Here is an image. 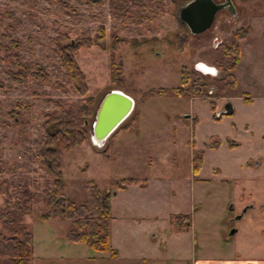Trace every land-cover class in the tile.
<instances>
[{
  "label": "rangeland",
  "instance_id": "1",
  "mask_svg": "<svg viewBox=\"0 0 264 264\" xmlns=\"http://www.w3.org/2000/svg\"><path fill=\"white\" fill-rule=\"evenodd\" d=\"M65 1L77 10L67 12L58 0H0V13L14 11L22 22L15 28L7 15L0 21V81L4 83L0 86V159L16 170L18 178L30 170L28 175L37 179L41 199L25 220L35 237L32 264H140L142 259L146 264H192L201 255L264 254V211L260 210L264 204V0H232L235 13L227 8L219 11L213 26L201 34L190 32L182 49L178 35L183 23L178 18L181 5L173 0L131 1L135 12L126 16L117 15L110 0L101 7L83 0ZM101 25L107 33L105 46L82 48L77 56L91 93L99 98L95 109L112 89L132 96L135 109L104 146L91 138L93 115L87 125L89 139L65 153L62 170L64 195L77 203L88 198L89 181L105 191L113 190L111 182L116 179L149 181L147 189L130 185L113 195L110 243L119 250L113 259L110 253L72 241L70 219L41 220L49 210L43 197L48 177L34 160L44 143L45 114L59 110L47 100L80 99L71 90L55 38L60 32H70L73 38L78 32L94 36ZM248 27L247 38L236 40V31ZM113 34L119 38L115 56L123 66L121 85L111 82ZM12 39L19 40L20 46L14 47ZM234 43L241 46L242 56L235 70L238 86L230 88L219 80L220 63L232 60L223 45ZM9 51L42 63L53 83L67 84L68 90L14 80L5 58ZM200 60L219 69L218 77L209 75L207 99L191 93L144 95L151 88L180 86L181 68L196 69ZM211 101L220 106L217 115L228 102L234 104L235 112L213 120ZM18 103L31 108H18ZM14 109L22 111L24 125L13 124L8 112ZM187 114L197 116L196 128L192 119L186 120ZM126 125L132 129L120 130ZM212 135L222 138L218 150L208 147ZM231 143L238 146L231 148ZM108 145L112 147L110 160L101 154ZM197 150L204 151L205 159L194 175ZM6 176L11 178L10 173ZM6 199L3 191L0 209ZM179 214L190 217L181 220L176 218Z\"/></svg>",
  "mask_w": 264,
  "mask_h": 264
},
{
  "label": "trees",
  "instance_id": "2",
  "mask_svg": "<svg viewBox=\"0 0 264 264\" xmlns=\"http://www.w3.org/2000/svg\"><path fill=\"white\" fill-rule=\"evenodd\" d=\"M93 7H101L105 0H83ZM133 3L140 0H110V6L119 16H126L134 13ZM176 4L182 5L190 0H173ZM59 4L67 11L74 12L77 9L65 0H58ZM11 17L14 27L22 25L21 20L14 11L0 13V21L4 16ZM251 28H241L235 33L236 40L247 38ZM189 28L181 23L179 31V48H183L188 43ZM9 37L11 35L7 34ZM107 33L104 25L99 26L94 36L77 33L73 38L70 32H60L55 38V44L61 60L66 67L67 75L70 78L71 90L74 94L80 96V99H48L47 102L55 103L59 108L57 111L45 114V121L42 124L44 131V143L36 153L34 160L38 165L45 169L48 180L43 191L44 200L49 210L41 216V220L47 221L51 218L70 219L71 225L68 230V237L74 242H83L90 248L101 252L110 253L109 258L113 259L119 256V251L113 248L110 243L111 238V217L113 212L114 192L125 190L131 184L142 186L147 184L146 179L127 177L116 179L111 182L113 188L103 190L95 181H89L86 185L88 198L81 203H77L64 195V180L62 170V160L66 152L73 150L89 139L87 128L88 121L92 118L95 111V105L99 98L91 93L88 83V75L82 69L77 56L82 48L90 49L92 47L105 46ZM114 48L111 55V72L113 84L121 85L123 66L116 60L115 53L119 47L115 41L119 38L113 34ZM14 47L20 46V41L12 39ZM224 53L232 60L226 63H220L222 76L220 81L224 82L230 88H236L238 85L234 70L241 60L242 48L239 44L223 45ZM10 50V48H8ZM11 77L25 83L28 80L39 81L43 84L56 86L64 91L68 90V85H62L60 81L54 82L47 67L40 62L25 60L21 52L9 51L6 57ZM195 68L191 69L187 65L181 68V85L173 88H151L144 92L146 97L158 95L166 96L176 94L182 96L191 93L195 96H202L207 99L210 97L208 78ZM0 86L4 83L0 81ZM46 94V93H45ZM250 103L251 100L245 99ZM211 110L214 113V120L220 121L223 113L217 115L216 101H211ZM18 108L25 107L30 110L27 104L18 103ZM8 116L15 120L13 124L24 125L22 111L16 109L10 110ZM138 116L133 121L138 122ZM194 120V126L197 124ZM9 124V123H8ZM12 124V125H13ZM132 125H126L120 130L129 131ZM222 138L218 135H212L208 144L209 149L218 150L222 145ZM231 148L237 147L235 143L229 145ZM111 145H108L101 152L106 160H110ZM204 151H195L193 158V173L198 174L204 164ZM30 170H26L20 178L17 177L15 169L7 165L0 159V193L5 191L7 199L5 206L0 209V264H32L34 260L35 237L29 230L25 220L33 215L34 207L41 199V194L37 188V179L28 175ZM11 174V178L6 176ZM4 188V190H3ZM190 215L179 214L176 218L184 220Z\"/></svg>",
  "mask_w": 264,
  "mask_h": 264
},
{
  "label": "water",
  "instance_id": "3",
  "mask_svg": "<svg viewBox=\"0 0 264 264\" xmlns=\"http://www.w3.org/2000/svg\"><path fill=\"white\" fill-rule=\"evenodd\" d=\"M225 8L232 13L236 12L232 0L221 3L215 0H190L180 6L178 18L187 25L192 34H201L213 26L218 12ZM135 105V99L121 89L107 92L95 109L91 129L92 140L97 145L104 146L112 134L129 118ZM233 111V104L228 102L225 113ZM242 216L243 214L239 218Z\"/></svg>",
  "mask_w": 264,
  "mask_h": 264
},
{
  "label": "crops",
  "instance_id": "4",
  "mask_svg": "<svg viewBox=\"0 0 264 264\" xmlns=\"http://www.w3.org/2000/svg\"><path fill=\"white\" fill-rule=\"evenodd\" d=\"M242 56V55H241ZM201 61V60H200ZM241 61V60H240ZM205 62V61H204ZM197 63V62H196ZM207 63V62H205ZM208 65H210L209 63H207ZM238 66V65H237ZM237 69V68H236ZM235 69V70H236ZM234 70V73H235ZM202 72V71H200ZM203 73V72H202ZM236 75V74H235ZM237 77V75H236ZM238 80V78H237ZM238 86V85H237ZM196 98V97H193ZM253 102V101H252ZM252 102L248 103L251 104ZM227 104V103H226ZM233 104V103H232ZM226 106V105H225ZM234 107V111L232 113H225V109L222 112L224 115H229V114H233L235 112V106L233 104ZM211 108V107H210ZM212 111V110H211ZM217 111L220 112V106L217 105ZM191 114H187V116H185L186 120H193V128H196V126H194V120L197 119V116L194 118H190ZM214 116V115H213ZM213 118V117H212ZM223 118V117H222ZM221 118V119H222ZM214 120V118H213ZM221 121V120H220ZM198 123V122H197ZM130 131V130H129ZM252 131V130H251ZM253 132V131H252ZM264 137V135H263ZM195 142V140L193 141ZM194 158V155H193ZM247 165H249L247 163ZM194 167V166H193ZM194 174V173H193ZM141 179H146V178H141ZM147 180V179H146ZM131 185H139L141 189H147L149 187V181H147V184L145 186H142L141 183L139 184H131ZM130 186V185H129ZM128 186V188H129ZM127 188V189H128ZM125 189V190H127ZM123 191V190H122ZM117 194V191L114 192V195ZM260 210L264 211V204H262L260 206ZM246 212V211H245ZM245 212H243L242 214L244 215ZM113 213V212H112ZM60 219V218H59ZM71 225V224H70ZM110 230H111V226H110ZM262 233L264 235V227L262 228ZM111 239V238H110ZM119 251V250H118ZM142 259V258H141ZM140 264H146V259H142ZM192 264H264V254L261 253H256V254H245L242 253L240 251H232V253L230 254H225V255H201L200 257L196 258Z\"/></svg>",
  "mask_w": 264,
  "mask_h": 264
},
{
  "label": "clouds",
  "instance_id": "5",
  "mask_svg": "<svg viewBox=\"0 0 264 264\" xmlns=\"http://www.w3.org/2000/svg\"><path fill=\"white\" fill-rule=\"evenodd\" d=\"M201 66H203V67H201ZM196 68H197V70H202L203 74L211 75L213 78L219 76V69H217L216 67L211 66V65H206V63L202 60L197 62Z\"/></svg>",
  "mask_w": 264,
  "mask_h": 264
},
{
  "label": "built area",
  "instance_id": "6",
  "mask_svg": "<svg viewBox=\"0 0 264 264\" xmlns=\"http://www.w3.org/2000/svg\"><path fill=\"white\" fill-rule=\"evenodd\" d=\"M197 69V68H196ZM199 71H202V70H199Z\"/></svg>",
  "mask_w": 264,
  "mask_h": 264
},
{
  "label": "snow or ice",
  "instance_id": "7",
  "mask_svg": "<svg viewBox=\"0 0 264 264\" xmlns=\"http://www.w3.org/2000/svg\"><path fill=\"white\" fill-rule=\"evenodd\" d=\"M201 67H203V66H201ZM207 70V69H206Z\"/></svg>",
  "mask_w": 264,
  "mask_h": 264
}]
</instances>
